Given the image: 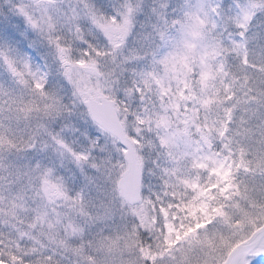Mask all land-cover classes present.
<instances>
[{
	"label": "snow or ice",
	"instance_id": "1",
	"mask_svg": "<svg viewBox=\"0 0 264 264\" xmlns=\"http://www.w3.org/2000/svg\"><path fill=\"white\" fill-rule=\"evenodd\" d=\"M0 264H264V0H0Z\"/></svg>",
	"mask_w": 264,
	"mask_h": 264
}]
</instances>
